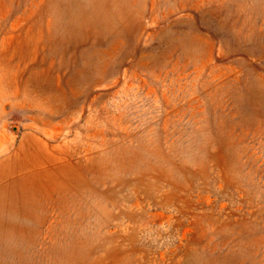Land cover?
I'll return each mask as SVG.
<instances>
[{"label": "rangeland", "instance_id": "374dc122", "mask_svg": "<svg viewBox=\"0 0 264 264\" xmlns=\"http://www.w3.org/2000/svg\"><path fill=\"white\" fill-rule=\"evenodd\" d=\"M0 264H264V0H0Z\"/></svg>", "mask_w": 264, "mask_h": 264}]
</instances>
